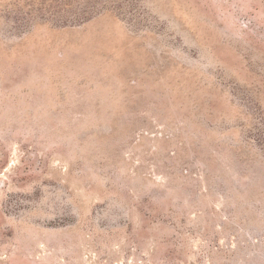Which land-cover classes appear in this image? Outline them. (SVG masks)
<instances>
[{"label":"rangeland","instance_id":"rangeland-1","mask_svg":"<svg viewBox=\"0 0 264 264\" xmlns=\"http://www.w3.org/2000/svg\"><path fill=\"white\" fill-rule=\"evenodd\" d=\"M0 264H264V0H0Z\"/></svg>","mask_w":264,"mask_h":264}]
</instances>
